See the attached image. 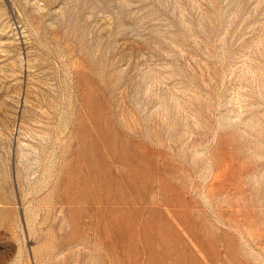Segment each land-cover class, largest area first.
I'll use <instances>...</instances> for the list:
<instances>
[{
    "label": "rangeland",
    "instance_id": "rangeland-1",
    "mask_svg": "<svg viewBox=\"0 0 264 264\" xmlns=\"http://www.w3.org/2000/svg\"><path fill=\"white\" fill-rule=\"evenodd\" d=\"M0 264H264V0H0Z\"/></svg>",
    "mask_w": 264,
    "mask_h": 264
}]
</instances>
